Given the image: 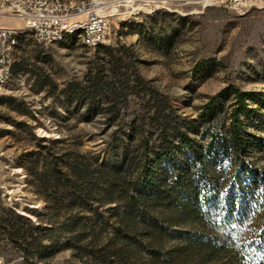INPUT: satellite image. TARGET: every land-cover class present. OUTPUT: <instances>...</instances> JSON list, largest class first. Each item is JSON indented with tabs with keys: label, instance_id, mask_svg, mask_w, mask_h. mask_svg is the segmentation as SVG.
<instances>
[{
	"label": "rangeland",
	"instance_id": "obj_1",
	"mask_svg": "<svg viewBox=\"0 0 264 264\" xmlns=\"http://www.w3.org/2000/svg\"><path fill=\"white\" fill-rule=\"evenodd\" d=\"M60 1L103 2L99 12L106 16L109 28L100 47L75 40L45 45L31 36L19 40L8 91H0V264H225L201 261L200 251L192 258L175 257L176 248L186 247L184 240L176 238L168 240L157 256L151 250L139 253L133 248L130 256H118L111 247L109 253L91 257L62 247L65 236H61L50 251L55 253L40 259L28 255L33 250L22 247L10 227L16 224L31 232V224L58 216L46 211L47 202L37 192L31 174L37 158L46 168L64 154L80 151L104 156L110 150V135L118 122L101 112L87 113L69 86L85 83L100 66L109 72L106 48L123 46L114 54L131 66L130 73L136 70L150 88L167 95L181 116L198 120L204 104L217 96L223 106L219 122L199 123L195 137L229 136L228 115L236 100L230 90L247 93L251 111L243 115V128L250 136L245 157L248 172L242 171L240 179L249 183L259 176L264 180V0ZM0 25L23 23L0 18ZM147 102L148 98L130 97L125 120L141 112ZM210 126L218 134L207 133ZM190 156L185 150L179 159ZM167 167L165 163L159 169ZM210 214L206 217L209 227L217 222L216 214ZM100 215L108 218L110 214L103 209ZM89 216L90 225L95 226V217ZM185 228L188 225L180 230ZM219 232L223 233L222 228Z\"/></svg>",
	"mask_w": 264,
	"mask_h": 264
},
{
	"label": "trees",
	"instance_id": "obj_2",
	"mask_svg": "<svg viewBox=\"0 0 264 264\" xmlns=\"http://www.w3.org/2000/svg\"><path fill=\"white\" fill-rule=\"evenodd\" d=\"M123 49L106 48L109 72L100 66L85 83L69 85L87 113L101 112L118 122L110 150L104 156L64 154L46 168L37 158L31 172L37 192L47 202L46 211L58 216L31 224V232L14 224L11 233L33 250L29 256L40 259L55 253L50 251L61 236L62 247L91 257L111 247L118 256L147 249L157 256L176 238L186 242L184 249L176 248L177 258L200 251L203 262L264 264V180L240 179L248 172L250 136L243 128V115L251 111L248 94L230 90L236 100L228 115L229 136H192L199 123L219 122L223 106L217 96L204 104L198 120L181 116L167 95L150 88L136 70L130 73L131 66L114 54ZM130 97L148 98V105L125 120ZM206 132L218 134L212 126ZM185 150L191 156L180 160ZM103 209L108 218L100 215ZM210 213L217 217L211 227ZM111 220L114 226L106 230ZM185 224L189 228L180 230Z\"/></svg>",
	"mask_w": 264,
	"mask_h": 264
},
{
	"label": "built area",
	"instance_id": "obj_3",
	"mask_svg": "<svg viewBox=\"0 0 264 264\" xmlns=\"http://www.w3.org/2000/svg\"><path fill=\"white\" fill-rule=\"evenodd\" d=\"M103 2L84 3L81 7L62 8L58 4H44V0H9L6 14L0 18L20 20L22 26L0 25V91L7 92L12 76V66L17 50L12 49L14 31L24 26H36L41 34V44H53V33L61 32L62 26L87 25L92 47L96 39H106L108 20L99 12Z\"/></svg>",
	"mask_w": 264,
	"mask_h": 264
},
{
	"label": "bare ground",
	"instance_id": "obj_4",
	"mask_svg": "<svg viewBox=\"0 0 264 264\" xmlns=\"http://www.w3.org/2000/svg\"><path fill=\"white\" fill-rule=\"evenodd\" d=\"M18 1V0H11ZM85 2L76 4H64L60 0H44V4H58L62 8H75L81 7ZM9 8V0H0V14H6ZM31 36L37 42L41 43V34H37L36 26H24L17 28L14 31V40L12 42V49L17 50L19 40L22 37ZM69 40H75L84 46L92 47V40L89 38V27L87 25H75V26H62L61 32L53 33V41L65 42ZM105 39H96L94 41V47L104 44Z\"/></svg>",
	"mask_w": 264,
	"mask_h": 264
}]
</instances>
